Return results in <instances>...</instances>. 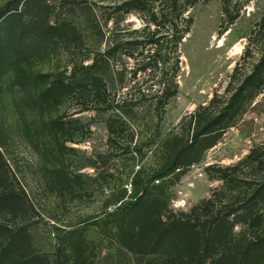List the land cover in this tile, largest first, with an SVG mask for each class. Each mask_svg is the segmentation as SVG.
I'll list each match as a JSON object with an SVG mask.
<instances>
[{
  "label": "trees",
  "instance_id": "trees-1",
  "mask_svg": "<svg viewBox=\"0 0 264 264\" xmlns=\"http://www.w3.org/2000/svg\"><path fill=\"white\" fill-rule=\"evenodd\" d=\"M211 1H102L98 16L85 0H9L0 12V20L10 13L1 22L0 58L12 68L13 79L26 87V76L20 75L25 62L57 63L51 72L31 78L36 107L59 109L79 100L81 112L105 116L112 146L121 143L126 122H148L143 142L133 151L152 149L153 167L136 172L130 194L124 190L99 222L119 254L132 256L130 264H264V145L236 164L208 166L210 180L221 185L188 212L171 208L173 190L188 170L203 161L264 90V58L241 79L239 64L225 94H216L177 129L164 130L168 107L179 94L181 48L195 23L192 12ZM222 1L226 31L240 9ZM130 16L143 26L129 27ZM142 74L146 78L141 81ZM66 122L78 120L56 116L44 124L59 156L67 142L76 143L73 138L60 142ZM132 144L133 137L127 141ZM56 175L65 185L76 177L65 170ZM18 208L15 195H0V213L15 214ZM28 244L24 228L0 226V264H52L48 256L26 255ZM82 245L77 230L67 232L57 250L64 260L57 262V257L54 264L75 259Z\"/></svg>",
  "mask_w": 264,
  "mask_h": 264
},
{
  "label": "rangeland",
  "instance_id": "rangeland-1",
  "mask_svg": "<svg viewBox=\"0 0 264 264\" xmlns=\"http://www.w3.org/2000/svg\"><path fill=\"white\" fill-rule=\"evenodd\" d=\"M8 1L0 0V12ZM85 1L94 5L99 16L100 2L111 4L118 0ZM228 1L240 9V16L226 31L222 27V0L200 4L192 12L195 23L181 48L180 89L167 110L166 132L177 129L216 94H225L237 65L241 64L238 73L241 79L264 58V0ZM9 14L0 20L1 37V22ZM126 23L132 29L143 26L137 16L128 17ZM56 64L25 62L21 71L25 74L20 73L27 79L21 81L25 83L23 87L19 79H13L12 68L0 58V195H15L19 203L15 214L0 213V226L24 228L29 241L25 254L48 256L52 264L57 257H60L57 262L64 260L57 250L71 230L78 231L83 245L81 253L67 264H75V260L77 264H130L132 256L119 254L115 240L99 229V222L115 207L124 190L130 194L136 172L148 173L153 167L152 149L144 147L140 154L133 151L136 143L143 142L148 122H126L121 143L112 146L105 116L95 111L81 112L79 100H70L59 109H39L34 105L36 89L31 78L51 72ZM145 78V74L139 77L141 81ZM56 116L64 121L78 120L66 122L67 130L60 142L73 138L76 143L67 142L61 156L55 153L56 141L44 128ZM132 137L133 144L129 146L127 141ZM262 145L264 90L206 152L203 161L188 170L173 190L171 208L175 212H188L209 198L211 189L221 185L210 180L208 166L236 164ZM57 170L73 173L74 182L67 185L60 182Z\"/></svg>",
  "mask_w": 264,
  "mask_h": 264
}]
</instances>
